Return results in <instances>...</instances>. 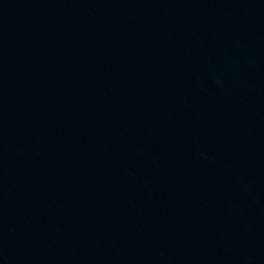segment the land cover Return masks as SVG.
I'll use <instances>...</instances> for the list:
<instances>
[{
    "label": "water",
    "instance_id": "obj_1",
    "mask_svg": "<svg viewBox=\"0 0 264 264\" xmlns=\"http://www.w3.org/2000/svg\"><path fill=\"white\" fill-rule=\"evenodd\" d=\"M0 264H264V0H0Z\"/></svg>",
    "mask_w": 264,
    "mask_h": 264
}]
</instances>
